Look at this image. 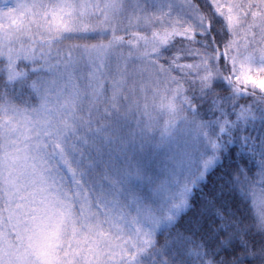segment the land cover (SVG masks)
I'll return each instance as SVG.
<instances>
[{
  "label": "snow or ice",
  "instance_id": "snow-or-ice-1",
  "mask_svg": "<svg viewBox=\"0 0 264 264\" xmlns=\"http://www.w3.org/2000/svg\"><path fill=\"white\" fill-rule=\"evenodd\" d=\"M0 264H264V0H0Z\"/></svg>",
  "mask_w": 264,
  "mask_h": 264
},
{
  "label": "trees",
  "instance_id": "trees-1",
  "mask_svg": "<svg viewBox=\"0 0 264 264\" xmlns=\"http://www.w3.org/2000/svg\"><path fill=\"white\" fill-rule=\"evenodd\" d=\"M255 212V209H253V213Z\"/></svg>",
  "mask_w": 264,
  "mask_h": 264
}]
</instances>
